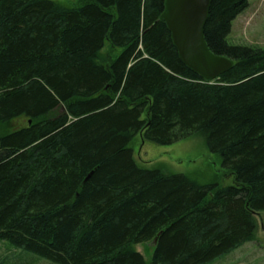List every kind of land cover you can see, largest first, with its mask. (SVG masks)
<instances>
[{
	"label": "trees",
	"instance_id": "trees-1",
	"mask_svg": "<svg viewBox=\"0 0 264 264\" xmlns=\"http://www.w3.org/2000/svg\"><path fill=\"white\" fill-rule=\"evenodd\" d=\"M75 1L0 0V241L55 264H212L254 241L264 50L228 41L250 0H212L206 43L235 63L213 82L180 60L166 0ZM137 136L201 137L234 183L143 168Z\"/></svg>",
	"mask_w": 264,
	"mask_h": 264
},
{
	"label": "rangeland",
	"instance_id": "rangeland-1",
	"mask_svg": "<svg viewBox=\"0 0 264 264\" xmlns=\"http://www.w3.org/2000/svg\"><path fill=\"white\" fill-rule=\"evenodd\" d=\"M228 41L232 45L254 46L264 50V0H250V7L233 23ZM131 146L137 163L143 168H157L167 174H184L203 185L217 182L222 186H229L234 183L228 169L222 165V158L210 152L201 137L161 146L143 142L141 137L137 136ZM258 222L259 227L254 241L212 264H264V213L258 216ZM151 245H138L137 250L149 259L153 249ZM0 264L55 263L16 248L6 241H0Z\"/></svg>",
	"mask_w": 264,
	"mask_h": 264
},
{
	"label": "water",
	"instance_id": "water-1",
	"mask_svg": "<svg viewBox=\"0 0 264 264\" xmlns=\"http://www.w3.org/2000/svg\"><path fill=\"white\" fill-rule=\"evenodd\" d=\"M211 3L212 0H166L160 17L182 63L206 82H213L235 65L232 59L213 53L206 43Z\"/></svg>",
	"mask_w": 264,
	"mask_h": 264
}]
</instances>
